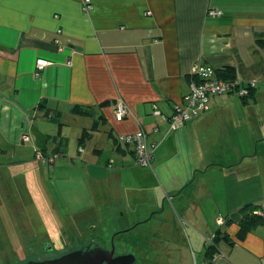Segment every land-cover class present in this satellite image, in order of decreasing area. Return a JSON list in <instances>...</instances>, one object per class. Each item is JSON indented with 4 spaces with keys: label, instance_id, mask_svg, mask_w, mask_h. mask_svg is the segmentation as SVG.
<instances>
[{
    "label": "crops",
    "instance_id": "obj_1",
    "mask_svg": "<svg viewBox=\"0 0 264 264\" xmlns=\"http://www.w3.org/2000/svg\"><path fill=\"white\" fill-rule=\"evenodd\" d=\"M84 1L0 0V177L14 178L13 161H31L36 150L63 155L64 118L89 109L99 127L91 141L103 132L113 146L110 171L97 168L125 192L116 201L111 186L94 203L123 208V217L144 203L133 190L152 189L156 214L167 206L166 224L179 218L187 230L183 250L210 245L218 228L235 242H221L209 259L206 251L202 264H264V226L237 241L242 209H264V0H90L89 12ZM40 60L49 62L42 71ZM200 64L235 69L257 87L245 100L213 96L208 111L172 130L155 111L170 118L184 105ZM121 103L129 113L118 121ZM80 118L84 130L93 127ZM142 130L153 151L148 168L118 142ZM221 218L230 225L218 226Z\"/></svg>",
    "mask_w": 264,
    "mask_h": 264
},
{
    "label": "rangeland",
    "instance_id": "obj_2",
    "mask_svg": "<svg viewBox=\"0 0 264 264\" xmlns=\"http://www.w3.org/2000/svg\"><path fill=\"white\" fill-rule=\"evenodd\" d=\"M64 121L69 146L63 155L57 154L53 163L44 164L39 158L42 151L36 150L31 161L21 163V157L13 161L9 173L14 178L8 179L5 174L0 177V264H26L36 260L44 254L46 245L53 247V257L63 256L91 241L108 249L114 243L118 256L134 253L139 259L137 264H202L209 245L190 243L183 250L181 245L183 238H187V230L179 218L178 225H170L169 221L166 224L167 206L162 209L165 212L160 210L162 213L156 214L154 203L159 197L154 190H133L134 194L141 193L138 196L144 203L140 208L132 206L123 217L118 215L126 212L123 208L104 209L94 203L92 197L108 196L111 186L116 201L125 198L119 179L116 183L113 177L104 174L107 172L97 168L104 166L113 146L107 144V135L103 132L95 135L94 142L90 140L80 146L87 120L67 115ZM96 148L103 156L99 152L95 154ZM140 252L145 254L144 258Z\"/></svg>",
    "mask_w": 264,
    "mask_h": 264
},
{
    "label": "built area",
    "instance_id": "obj_3",
    "mask_svg": "<svg viewBox=\"0 0 264 264\" xmlns=\"http://www.w3.org/2000/svg\"><path fill=\"white\" fill-rule=\"evenodd\" d=\"M85 11L89 12L92 9L90 0L84 1ZM213 16H221V13H212ZM49 65L48 61L40 60L37 62L39 71L44 70ZM190 92L184 98L183 106H176L174 114L170 118L162 116L159 110L155 111V115L168 120L172 130L183 128L186 123L197 118L202 113L210 108V101L213 96L221 94H236L240 98L249 97L252 89L257 87L256 81H251L247 84L243 83L239 77L234 81L225 80L219 77L218 72L213 68L204 65L196 66L191 73ZM128 109L124 103H121L116 108V119L123 121L128 116ZM27 141V140H26ZM118 142L124 146H133L135 152V162L137 166L151 167L153 160V151L147 141V135L142 130L133 135L122 136L118 138ZM58 155L44 157L39 156L41 161L53 163ZM48 158V161H47ZM224 220H218V225H223Z\"/></svg>",
    "mask_w": 264,
    "mask_h": 264
},
{
    "label": "trees",
    "instance_id": "obj_4",
    "mask_svg": "<svg viewBox=\"0 0 264 264\" xmlns=\"http://www.w3.org/2000/svg\"><path fill=\"white\" fill-rule=\"evenodd\" d=\"M218 75L220 78L225 79V80H230V81H234L238 77L237 71L235 69H230V68H225L223 70L218 71ZM254 90L255 89H252V92L250 93L249 96L253 94ZM247 98H242V99L245 100ZM40 108H45V102L40 104ZM74 113L79 117L92 118L95 121L91 129H85L83 131V134L79 140L80 146H83L85 145L87 141L92 140L93 133L99 129L97 113L92 110L84 109L81 107H76L74 109ZM52 118L56 120V119H59V116L57 117L53 116ZM63 146H66V145L64 144ZM56 152H59V149H56ZM241 214H242V218L239 223V232L237 234L238 242H243L248 236V234L256 227L264 226V209L261 205H257V204L247 205L242 209ZM223 220H224V224L221 226L230 225L231 221L225 220V219ZM221 242H226L227 244L231 246H234L235 244V242L230 239L227 232H222L221 228H218L216 230L214 240L207 248V258L208 259L211 256H214L215 255L214 253L218 252L219 244Z\"/></svg>",
    "mask_w": 264,
    "mask_h": 264
},
{
    "label": "water",
    "instance_id": "obj_5",
    "mask_svg": "<svg viewBox=\"0 0 264 264\" xmlns=\"http://www.w3.org/2000/svg\"><path fill=\"white\" fill-rule=\"evenodd\" d=\"M115 249L107 251L94 241L84 245L80 249L70 252L55 260L43 262H28L26 264H135L133 255L119 256L114 258Z\"/></svg>",
    "mask_w": 264,
    "mask_h": 264
},
{
    "label": "flooded vegetation",
    "instance_id": "obj_6",
    "mask_svg": "<svg viewBox=\"0 0 264 264\" xmlns=\"http://www.w3.org/2000/svg\"><path fill=\"white\" fill-rule=\"evenodd\" d=\"M131 229H129L128 231H130ZM115 240V239H114ZM45 249H44V254H42V255H39L38 257H37V259L36 260H31L30 262H32V261H34V262H43V261H49V260H55V259H58V258H60L61 256H56V257H53V255H52V253L54 252V249H53V247L51 246V245H46L45 247H44ZM48 248V249H47ZM115 249V255H114V258H116V257H119V256H128V255H133L135 258H136V262H135V264H137L138 263V261H139V259H138V256L136 255V254H134V253H124V254H122V255H116V247H115V244L114 243H112V246H111V248L110 249H108V248H104L105 250H107V251H111L112 249ZM41 250V249H40ZM51 251V252H50ZM53 251V252H52Z\"/></svg>",
    "mask_w": 264,
    "mask_h": 264
}]
</instances>
